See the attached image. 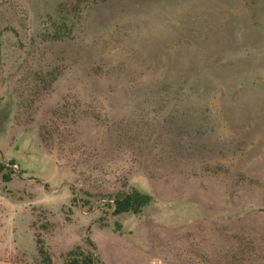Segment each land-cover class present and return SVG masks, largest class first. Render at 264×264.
Segmentation results:
<instances>
[{
    "label": "rangeland",
    "instance_id": "374dc122",
    "mask_svg": "<svg viewBox=\"0 0 264 264\" xmlns=\"http://www.w3.org/2000/svg\"><path fill=\"white\" fill-rule=\"evenodd\" d=\"M0 158V264H264V0H0Z\"/></svg>",
    "mask_w": 264,
    "mask_h": 264
},
{
    "label": "trees",
    "instance_id": "16d2710c",
    "mask_svg": "<svg viewBox=\"0 0 264 264\" xmlns=\"http://www.w3.org/2000/svg\"><path fill=\"white\" fill-rule=\"evenodd\" d=\"M242 38L244 42H247L249 36L243 33ZM53 39H60V36L58 37V35L56 34L53 36ZM249 46L248 48H245L243 45L244 52H246L244 55L251 56L253 53L252 58L256 57L254 55L255 51H252ZM10 166H15V164L12 162H8L7 164H5L0 158V174H2L3 182L10 181L11 175L14 173V170ZM109 200L110 203H107L106 205L110 209L112 215H119L123 213L140 214L143 208L151 202V197L147 194L139 192L135 188H131L130 190L117 191L116 193L111 195V198ZM224 212V214H221V224L228 223L247 213L245 212V210H239L237 212ZM35 243L40 264H53L52 257L45 248L44 243L39 235H36ZM63 264L102 263L95 255L92 244L88 242L87 248L73 247L72 249L67 251L63 256Z\"/></svg>",
    "mask_w": 264,
    "mask_h": 264
},
{
    "label": "built area",
    "instance_id": "2783aa9c",
    "mask_svg": "<svg viewBox=\"0 0 264 264\" xmlns=\"http://www.w3.org/2000/svg\"><path fill=\"white\" fill-rule=\"evenodd\" d=\"M11 168H14V166H10Z\"/></svg>",
    "mask_w": 264,
    "mask_h": 264
}]
</instances>
